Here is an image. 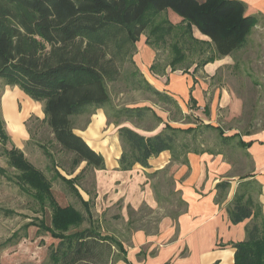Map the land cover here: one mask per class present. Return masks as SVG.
Instances as JSON below:
<instances>
[{"label":"trees","instance_id":"16d2710c","mask_svg":"<svg viewBox=\"0 0 264 264\" xmlns=\"http://www.w3.org/2000/svg\"><path fill=\"white\" fill-rule=\"evenodd\" d=\"M168 10L181 18L179 23L174 24L168 18ZM245 11L246 4L241 0H0V81L18 87L42 104L41 122L61 150L72 156L69 167H63L66 174L63 175L52 154L40 145L51 161L52 179L66 185L85 209L83 213L72 205L58 204L51 190V179L14 145L0 116L2 154L16 172V184L37 205L35 212H49L48 223L42 217L24 223L10 238L0 242V250L25 238L28 227L35 226L37 235L48 233L57 239L55 245L48 246L41 264L126 261L120 241L102 233L93 218L90 209L93 196L84 200L79 193L78 181L84 172L103 169L105 163L102 154L74 132L71 117L95 109L105 111L107 122L118 126L122 148L119 170H130L136 164L148 167L151 157L166 150L171 161L187 164V153L208 152L202 146V136L207 131H216L222 143H230L236 136H225L220 126L211 124L195 123L193 127L179 128L166 122L149 135L122 125L123 121L140 125L149 120L159 123L162 119L149 106H112L107 82L122 80L126 86L149 94L156 102L169 105L178 119L188 118L171 95L157 90L135 67L132 56L136 42L145 35L144 43L156 48L169 37L172 58L162 66L154 60L149 66L154 74H164L166 66L172 71L186 72L193 64V71H197L216 58L244 48L259 20L258 15ZM194 30L207 40L196 38ZM197 46L201 52L208 50V54L194 61ZM183 61L189 62L182 68L176 66ZM128 62L133 70H125ZM191 102L195 104L192 97ZM235 145L243 142L237 140ZM209 152L218 154L214 150ZM82 163L74 177H66L73 175ZM0 173L5 174L2 167ZM246 178H239L226 206L231 223L250 219L245 226V239L232 244L233 264H264V217L257 200L260 189L253 179ZM229 187L228 180L215 185L216 203ZM178 200L184 204L179 196ZM84 223L85 227H79Z\"/></svg>","mask_w":264,"mask_h":264},{"label":"crops","instance_id":"0c3cea01","mask_svg":"<svg viewBox=\"0 0 264 264\" xmlns=\"http://www.w3.org/2000/svg\"><path fill=\"white\" fill-rule=\"evenodd\" d=\"M241 1L246 4V14L259 16L253 30L264 25V0ZM171 14L168 18L174 24L179 23L181 18L173 12ZM194 36L207 40V37L196 30ZM142 39L138 60L140 66L146 69L145 79L157 90L165 91L177 98L183 114L189 115L191 110H196V116L199 117L193 122L190 121L191 127L195 126V123L220 126L241 118L244 109L243 97L236 87L228 83L229 77L234 78L244 74L243 68H239L240 72L235 71L239 63L235 61V54L239 50L231 55L216 58L197 71H193L195 67L193 64L187 69L188 72L171 71L170 67H166L164 74L158 75L148 72L156 53L144 43L145 36ZM191 97L195 100V104L191 102ZM185 105H187L186 109H184ZM91 114L98 115L99 124L96 125V119L93 118L95 127L104 124L97 132L91 128L93 125ZM91 114L85 129L93 130L92 132L89 130L88 137L94 138L92 142L99 146L96 148L91 146L83 135L77 134L104 158L105 168L94 169L97 175L95 200L99 202L98 209L100 210L101 207L105 211L119 200L123 203L119 212L110 214L111 221L122 220L124 224L121 238L110 227L104 226V220L100 219L99 222L101 232L117 238L125 251L126 261L120 260L116 264H213L215 262L233 264L232 244L245 239V226L250 221L247 218L233 224L226 212V206L233 196L240 177L253 179L259 186L257 200L261 204L264 217V125L255 131L246 129L243 133L235 128H227L229 132H223L224 135L236 137L227 144L218 139L222 146L218 151L214 150L218 154L210 153L209 150L213 149L205 147L203 139L202 146L208 149V152L187 153V164L171 161V154L166 150L151 157L148 160V167L136 164L130 170H119L118 158L122 148L117 133L118 126L107 122L105 111L102 109H95ZM125 122L121 124L153 134L167 121L162 119L159 123L153 120L141 123L151 124L150 127H139L129 121L137 128L131 124H124ZM105 124L107 127L112 125L115 129L112 137L107 135L110 130L104 132ZM237 140H241L243 145H235ZM112 144L113 149L110 148ZM233 154L243 158L242 161L246 165L244 172L236 173L235 169L239 167L233 162ZM166 175L170 177L168 182L172 187L170 193L176 195L172 204L175 210L172 213H159L153 217L154 225L151 226L152 218H147L145 222L142 220L152 213L162 211L164 198L158 188V182L151 183L150 178ZM223 180H228L230 187L220 202L216 203L215 185ZM87 196L82 195L84 200ZM178 196L184 204H180ZM165 199L170 200L169 196ZM141 211L145 214L138 215L137 212ZM108 219L110 220V217Z\"/></svg>","mask_w":264,"mask_h":264},{"label":"rangeland","instance_id":"374dc122","mask_svg":"<svg viewBox=\"0 0 264 264\" xmlns=\"http://www.w3.org/2000/svg\"><path fill=\"white\" fill-rule=\"evenodd\" d=\"M170 12L172 13V11L169 10L167 16L170 15L171 17L172 14ZM141 36L136 42V50L133 53L132 59L136 65L135 67H137L140 74L145 79L147 76L146 69H143L140 66L138 60L139 47L141 46V42L143 40L142 38L145 35ZM170 42L171 41L169 37H167L163 45L161 44L158 47L153 48L156 53L155 58H157L154 59L155 61L157 60L158 65L160 66L163 64H168V61L172 58L173 54L170 48ZM207 54L208 50L201 52L197 46L193 60L198 61V59H202V57H205ZM184 61L180 64H176V66H179V68L185 67L189 61L186 63ZM235 61H239V63H237L238 67H236L235 71L240 72L239 68H243L242 71L244 74L242 73L240 76L237 75V77L234 78L229 77L228 83L240 91V95L243 97L244 101V109L242 116L238 121H231L228 124H220V126L225 133L229 132L227 128H235L240 133H243L246 129L249 131H255L264 125V25H261L260 28H256L252 31L251 36L248 38L247 44L235 54ZM133 69L134 67L128 62L125 66V70ZM176 70L182 72L181 69ZM148 72L154 74L149 68ZM186 72L188 71L186 70ZM145 80L147 81V79ZM148 83L151 84V82ZM107 89L110 95V104L112 106L117 108L124 106H149L156 112L157 115H159L164 121H167L173 127H190V121L193 122L195 119H197V117H199L196 116V110H191L189 112L190 114L188 115V118L178 119L179 116L169 105L156 102L155 99L149 94L144 93L139 88L126 86L122 80L116 82H107ZM174 99L177 102V98ZM186 107L187 105H185V108L183 106L184 109H186ZM90 114L91 112L88 111L80 116L71 117V121L74 126V132L83 135L88 143L96 148L99 146V144L93 143L92 139L94 138H90L88 135L93 131V128L95 129V132H97V130L103 127L104 124L102 126L95 127L93 118L96 119V125L99 124L98 115L91 114L93 121V125L91 127L92 129H85L91 119ZM186 114L188 113L186 112ZM0 116L5 121V127L14 145L23 151L25 157L35 167L42 170L44 174L49 179H51V190L58 204L61 206L72 205L85 213V209L77 200V198L70 193L67 186L58 179H52L53 171L50 168L51 161L43 153L40 145L45 146L46 149L52 154V157L59 165V172L63 175H66L63 171V167H69L72 156L71 154L61 150L60 146L52 139V136L48 132L47 126L41 122L43 118L42 104L32 100L18 87L4 85L3 82L0 81ZM173 117L174 119H171ZM99 118L101 119V117ZM124 124H131L132 126L136 127L129 121H126ZM106 125L107 124H105V126ZM150 125L140 123L139 127H150ZM113 129L114 128H112V125H109L108 127L106 126L104 128V132L110 130V132H107V135L112 137ZM140 132L149 134L145 131ZM92 136L94 135L92 134ZM202 138L204 139L205 147H208L209 149L218 151L220 147H222L218 140L219 138L217 137L216 131H207L204 133ZM110 148L113 149L114 145L112 144ZM232 153L233 152H231V155ZM242 159L243 158H241L238 154H233V162L234 164L237 163L239 167L238 169H235L236 173H242L246 169L245 162L242 161ZM83 165L84 163L79 166L73 175H67L66 177H74L80 171V168L83 167ZM0 167H2V169L5 171V174L0 173V242H2L7 238H10V235L13 233V231L18 230L24 223L31 221L35 217H42L44 218L45 222L48 223L49 212L48 210H45L43 214L41 212H35L37 205L30 198L28 193L20 190L16 184L14 178L16 172L7 165L6 159L2 154L1 145ZM158 177L150 179L151 183L158 182V188L162 193V197L164 198V200H162L163 210L157 211L155 214L152 213L142 220V222H145L147 221V218H152L151 226L154 225L153 217L159 215V213H172L175 210L172 204H174L176 195L170 193L172 188L171 185L168 184L170 177L167 175L165 177ZM96 182V171L93 169L86 170L84 172V176H82V178L78 181L77 187L79 193L81 196L88 195L86 200L93 196L90 205L93 218L98 221V223L100 222V219L104 220V226L110 227L111 230L117 232L121 238L124 224L122 223V220L111 221L110 214H115L120 211L121 206L123 205L122 200L114 202L113 206H111L109 209H106L105 211H103L101 207H99V210L97 207V204L99 206V202L97 203L95 200ZM166 196H169V201H166ZM10 211H12V213ZM137 213L138 215L145 214L144 211ZM109 217L110 220L108 219ZM81 225L79 226L81 228L86 226L85 223L82 226ZM36 230L37 228L35 226H29L27 229V236L25 238H21L15 244H11L8 247L0 250V264H41L46 259L48 246L50 244L55 245L57 243V239L52 238L48 233L44 235H37ZM118 261H116L114 264H116Z\"/></svg>","mask_w":264,"mask_h":264}]
</instances>
